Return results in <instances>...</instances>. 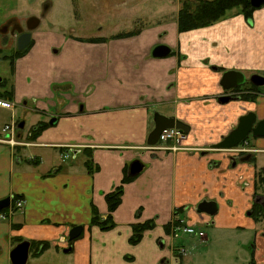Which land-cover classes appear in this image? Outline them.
Here are the masks:
<instances>
[{"label":"crops","instance_id":"0c3cea01","mask_svg":"<svg viewBox=\"0 0 264 264\" xmlns=\"http://www.w3.org/2000/svg\"><path fill=\"white\" fill-rule=\"evenodd\" d=\"M45 14L29 18H40V27ZM240 24L255 46L264 47V6ZM235 25L213 27L215 42L196 31L179 34L177 22L164 33L145 25L120 39L116 32L58 35L51 24L49 31L32 33L29 49L13 63L11 102L23 124L14 136L18 145L0 141V201L10 198V207L23 202L12 215L0 213V264H11V251L23 242L30 246L26 264H264V221L247 215L261 191L253 186L255 166H234L233 150L211 147L244 111L263 120L264 97L220 105L213 124L192 122L191 116L199 104L191 98L218 91L222 73L209 72L208 62L243 73L241 67L226 69L220 56L221 35L233 33ZM159 45L171 50L168 57L151 56ZM251 56L258 66L248 70L264 76V55ZM169 107L170 114L154 112ZM156 113L187 121L191 129L182 150L147 145ZM1 130L0 140L6 138ZM255 144L264 153V138ZM66 153L71 156L64 158ZM134 161L143 170L123 184ZM118 188L121 203L110 214L105 197ZM203 201L218 205L214 216L197 212ZM94 212L113 228L91 225ZM179 220L204 237L176 231ZM146 223L153 228L130 244L133 227ZM76 227L82 232L69 241Z\"/></svg>","mask_w":264,"mask_h":264},{"label":"rangeland","instance_id":"374dc122","mask_svg":"<svg viewBox=\"0 0 264 264\" xmlns=\"http://www.w3.org/2000/svg\"><path fill=\"white\" fill-rule=\"evenodd\" d=\"M185 1L195 0H0V26L11 19L12 16L19 18L21 23L25 25L29 16H42L45 14V6H48L50 9L47 13H49L45 14L41 26L33 32L35 35L37 32L49 31L50 24L54 25V29L58 35L64 34L79 38H93L99 34L106 36L109 33L115 32V36H119L132 33L145 25H157L163 31L162 33H164L166 28H171L176 24L178 12ZM253 14L251 19H253ZM250 20L244 18L241 9H233L209 27L187 33L196 31L197 36L203 34L208 40L210 39L212 42H215L211 34L213 27L218 26L219 28H223L224 24H237L235 25L237 29L233 33L228 32L226 34V31L222 33L221 42L220 39H217L221 43L220 56L223 59V65L227 67L226 69H230L232 66L241 67V71L246 76H249L254 72H250L251 70L248 69L258 66L257 63L253 64L251 55H264V47L255 46L253 40H250L247 35L245 25V29H243V24H240L243 21L245 24H248ZM204 32H207V34L204 35ZM15 38L16 36H11L10 34L2 36L0 33V50L2 51L0 54V83H4L5 89L8 91L11 90L13 79V65L11 66V64L19 61L22 57L17 58L14 56V53L17 51ZM4 57H7V59H4ZM211 64L209 62L206 64L208 71L211 73L213 71L222 73V70H225L213 67L214 65ZM255 74L258 73L255 72ZM260 90L264 94V86ZM216 91L211 94L191 98L193 101L199 102L198 106H196L198 108L191 112L192 122L201 120L204 121L203 125L214 123L215 116L218 117L217 113L221 110V106L214 100L216 95H220L218 93L219 88L217 93ZM0 92H2V89H0ZM13 110H15L12 116L13 121L18 122L21 119L20 109L15 105ZM200 110L205 114L203 118L199 114ZM154 112L170 114L172 113V107L154 109ZM10 115V112L0 109V130L4 124H11ZM175 120L187 125L190 132L191 128L187 121ZM248 140L257 148L256 141L250 137ZM256 158L257 168L264 169V153H257ZM205 231H207V237H209L208 235H211L210 231Z\"/></svg>","mask_w":264,"mask_h":264},{"label":"water","instance_id":"95a60500","mask_svg":"<svg viewBox=\"0 0 264 264\" xmlns=\"http://www.w3.org/2000/svg\"><path fill=\"white\" fill-rule=\"evenodd\" d=\"M250 4L253 8H260L264 6V0H250ZM45 11L48 6H45ZM44 15V14H43ZM42 15V16H43ZM40 18L30 17L26 21L25 29L20 28L12 30L11 34L15 35L16 32V49L18 52L26 50L31 44L32 33L39 27ZM25 30V31H24ZM171 50L165 45L156 46L151 53V56L156 59H163L170 55ZM253 85L257 87L264 86V78L260 76H253L249 80ZM245 83V78L242 73L235 71H228L223 74L220 80V86L223 91H229L234 88L240 87ZM229 98H220V104H226L229 102ZM256 121V115L254 113H248L247 115L239 118L236 128L231 131L227 136L223 137L218 144H215L213 149L216 150H231L241 142H243L249 134L254 137H264V120L254 123ZM51 125L55 124V120L50 122ZM23 124L18 125V129H22ZM166 129H177L183 132L185 135L189 133V127L184 123L175 120L173 117H165L160 114H154L153 116V129L147 137V145L153 147L157 144L158 139L162 131ZM143 170V165L139 161H134L129 165L127 175L131 178L138 176ZM10 205V198L0 201V213L6 210ZM218 205L215 202H201L197 207L198 213L214 216L217 213ZM82 232L81 227L73 228L69 233V241L76 240ZM29 243L23 242L17 245L10 253L11 264H26L29 254ZM71 249H67L64 252L68 253Z\"/></svg>","mask_w":264,"mask_h":264},{"label":"trees","instance_id":"16d2710c","mask_svg":"<svg viewBox=\"0 0 264 264\" xmlns=\"http://www.w3.org/2000/svg\"><path fill=\"white\" fill-rule=\"evenodd\" d=\"M233 9H241L244 18L246 20H250L253 12L259 8H253L250 4V0L185 1L184 3H182L181 8L178 12V17H177L178 32L187 33L190 31L209 27L210 25L218 22L220 19H222L225 16V14L228 11H231ZM135 33L136 32L127 33L124 35L115 36V38L120 39V38L130 37ZM91 41L99 42L103 40L93 39ZM29 47L22 52L16 51L14 53V56L20 58L26 53ZM1 52L2 51L0 50V54ZM4 59H7V57H4ZM12 65L13 64H11V66ZM0 89H2V92H0V98L7 101H12V93L11 91L5 89L4 83H0ZM33 138L34 137H32V139ZM87 166L90 168L89 164H87ZM132 179L133 178L127 176V174L125 173L122 183L123 184L129 183L130 181H132ZM259 182L262 185H264V177L259 178ZM121 196H122L121 188H118L117 190H115V192L110 193L105 197L107 209L110 214L113 213L120 205ZM3 212L4 211H2L1 213ZM91 225L98 226L102 231H108L113 228V223L109 218L101 222L96 212L93 213ZM152 228L153 226L150 223L134 226L132 229L133 230L132 237L129 240L130 244L132 245L137 244L141 240L142 234L145 231L150 230Z\"/></svg>","mask_w":264,"mask_h":264},{"label":"flooded vegetation","instance_id":"af4514ba","mask_svg":"<svg viewBox=\"0 0 264 264\" xmlns=\"http://www.w3.org/2000/svg\"><path fill=\"white\" fill-rule=\"evenodd\" d=\"M25 27H26V23H25V25H23L22 23H19L18 21L9 20L0 26V33L2 34V36H8V34H10L11 36L17 37L16 32H14L15 35L11 34L12 30L16 31L17 29H20V28L25 29ZM15 43H16V38H15ZM228 71H234V70H222V76L224 73H226ZM235 72H237V71H235ZM256 75L264 78L263 75L254 74V73L250 74L249 76H246L245 74H243V76L245 78V83L243 85H241L240 87L234 88V89L229 90V91H223L221 86H220V82H219V85H218L219 92L218 93H220V95H216L214 97V100L216 101V103L218 105H221V106L229 105L231 103H233V104H235V103H247V104L255 103L259 97H264V94L260 90L263 86L257 87L249 81L253 76H256ZM220 98H229L230 100L226 104H220L219 103ZM248 113H250V111H248V112L244 111L243 115H241L239 118L247 115ZM251 113H254V112H251ZM254 114L256 115V113H254ZM239 118L237 120V124H238ZM259 121H261V120L258 119V117L256 115V121L254 123V126ZM237 124L234 126V128L231 131H233L236 128ZM249 137L252 138L254 141H257L261 138H264V137H254V136H252V134H249L243 142H241L239 145H237L236 147L231 149L234 151V153L232 155V163L234 166H236L240 162L248 161L251 165L255 166L253 186L255 189L259 188L262 192H261V194L258 193V194L254 195L251 208L247 212V215L250 217H253L255 220L259 219L260 221H264V185H262L259 182V178L264 177V169L263 168H257V165L255 164V160H256L255 156L258 152L253 149L254 146L249 142V140H248ZM212 146H214V145H212Z\"/></svg>","mask_w":264,"mask_h":264},{"label":"built area","instance_id":"2783aa9c","mask_svg":"<svg viewBox=\"0 0 264 264\" xmlns=\"http://www.w3.org/2000/svg\"><path fill=\"white\" fill-rule=\"evenodd\" d=\"M14 104L11 101H7L0 98V109L6 110L9 112H13ZM16 131H18V123L12 121L10 125H5L1 133L2 135L6 136L5 139H1L0 141L4 144L15 146L18 145L17 141L15 140L14 136ZM187 135H185L183 132L177 130V129H166L162 131V133L159 136L157 144L154 146L158 150L162 151H178L183 149V141L186 139ZM71 156V154L66 153L63 155L64 158H67L68 156ZM13 207L7 208V216L12 215L14 210L21 209L23 207V202L21 200H15L13 202ZM176 231H181L183 234L194 236L202 239L204 237L203 232L197 228L195 225H187L183 220L178 221Z\"/></svg>","mask_w":264,"mask_h":264}]
</instances>
